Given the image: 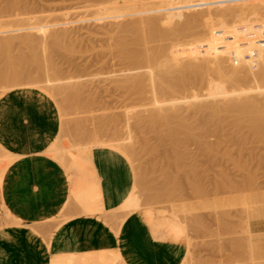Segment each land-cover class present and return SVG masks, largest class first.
<instances>
[{"label": "rangeland", "instance_id": "374dc122", "mask_svg": "<svg viewBox=\"0 0 264 264\" xmlns=\"http://www.w3.org/2000/svg\"><path fill=\"white\" fill-rule=\"evenodd\" d=\"M25 1L31 6H29V10L31 9L29 12L32 13L33 8V15L1 19L0 24L29 19L28 24L33 25V19H45L48 23L55 24L60 30L59 33L67 36L70 42L56 47L58 41L56 36H45L39 29L32 26L31 35L39 48L38 56L47 60V65L53 64L57 67L61 76L56 80H52L51 77L40 78L42 71L35 69L32 72L33 76L40 78L37 83L27 80L17 86H0V99L7 94L27 88L38 90L50 98V101L55 104L60 121L56 144L62 148L63 163L58 162L69 170L68 166L73 162L76 150L87 146L82 141L73 139L74 130L78 134L81 132L75 127V122L78 123L80 120L81 125L80 123L77 125L85 131L98 134L104 131L107 136L111 137L113 124L111 128L108 124L111 117L113 120L114 115H117L116 121L124 120L120 122L124 126L126 117L123 116V112L126 111L125 109L129 110L130 104L132 105L130 109L135 113H137L136 110L143 108L138 107L139 101L132 100L131 103L129 102L131 100L125 99V94L120 91L119 87L127 77L144 76L146 70L142 67L134 69L132 66V68L116 51L115 45L120 36L118 37L119 31L115 23L122 19L110 20L113 12L129 8L133 4L113 5L104 0ZM186 1L191 0H161L160 2L170 4L179 10ZM160 2L155 1V3ZM212 8V11L225 15L231 30L235 29L232 35L244 33L243 35H250L251 38V34L254 33L257 38L264 37L263 21L260 23L262 32L258 31L260 27L258 22L261 19L264 20L262 5L252 4L245 0H216ZM238 29L244 31L238 32ZM203 32L174 42L178 44L179 41H200V39L203 41H200L201 44L205 42L206 44H202L201 47L202 53L207 57L218 59L216 65L235 75L236 82L226 85L224 89L226 93L231 94L237 91L239 86L245 94H251L255 90L264 91V80H256L255 70L246 72L235 68L236 57L223 54L225 49L223 37L226 35H218V37L215 35V38L212 37L214 34L204 32L210 35V38L206 36L207 34L203 36ZM257 32L259 35L256 34ZM259 32L262 33L261 36ZM199 34L202 36L200 37ZM254 37L252 36L253 40H251L256 43L257 38ZM170 42L167 44H174ZM154 43L157 44V42ZM17 45L16 50L20 48L28 54L27 49L20 47L21 44ZM67 45L68 50L65 47ZM150 45L153 46L152 43ZM210 45L214 46L211 48ZM69 46L73 47L71 48L73 51L69 49ZM214 78L218 80L217 77ZM201 82L197 81L199 85L195 83L196 86L189 87L187 96L204 95L213 98L214 90ZM79 86L84 89L82 105L90 99L95 102L91 104L89 111L88 102V109L87 103L83 107L82 105L65 107V100L68 99L67 92L74 91ZM59 89L66 93H58ZM121 90H123L122 87ZM5 92L6 94L3 95ZM83 99L86 101L83 102ZM141 104L144 106L147 102L145 104L144 101ZM141 104L139 103V106ZM135 113L133 112L129 117L134 127L132 135L138 156L133 162L126 164L123 171L128 169L127 172L131 176L129 178L126 176V178L131 182V191L135 189L141 200L142 208L150 210L156 221L163 217L173 219L175 215L183 224L186 233L181 239L189 249L188 258L183 264H263L256 255V237L251 234L249 225L252 220L264 218V140H259L247 127L238 132L235 121L227 119L223 122V129L216 128L217 131L211 127L205 131L200 128L190 131L191 133L185 132L179 137L178 144L174 145L169 142L170 137L167 136L168 141L163 145L161 139L155 134L138 133L137 128L133 126L137 122ZM119 114H122L121 118L119 116L120 120ZM105 118H108L109 122L105 121ZM100 119L102 120L99 121ZM98 122L103 125L97 126ZM106 122H108L107 127L104 125ZM191 122L196 123V120L192 119ZM97 127L98 129L100 127V130ZM103 134L101 135L105 136ZM95 148L100 147L96 146L91 149ZM1 159L2 153H0ZM121 167L123 168L124 165ZM0 217V228L11 224L4 218L3 212L0 213ZM122 217L123 215H120V218L116 216L119 225ZM65 219L68 220L69 216L62 215L61 219L55 220V224L60 225ZM104 220L107 225L116 228L115 222L107 223L106 219ZM111 263L126 264L122 256L117 259L112 258Z\"/></svg>", "mask_w": 264, "mask_h": 264}, {"label": "bare ground", "instance_id": "6f19581e", "mask_svg": "<svg viewBox=\"0 0 264 264\" xmlns=\"http://www.w3.org/2000/svg\"><path fill=\"white\" fill-rule=\"evenodd\" d=\"M106 1L113 5L133 4L129 8L113 12L110 20L122 19V21L115 23L116 29L119 31H117L119 33L118 37L120 36L115 45L116 51L134 69L142 67L146 70L144 76L136 78L127 77L122 85H120L123 90L119 87L120 91L125 94V99L131 100L129 102L132 103V100L139 101L140 104L144 101L145 104L147 102L146 105L143 104L144 106L142 104L139 106L138 103V107H143L144 109L136 108L139 109V111L136 110L137 113L133 111L135 115L137 114V122L133 126L137 128L138 133L155 134L161 139V144L163 145L168 141V136L170 137L169 142H172L174 145L178 144L179 137L185 132L195 131V129L200 128H203L205 131V129L211 127L212 129L215 128V130L223 129V122L227 119H233L238 132L247 127L259 140H264V91L255 90L251 94H245L239 86L237 91L231 94L226 93L224 90L226 85L236 82L235 75L216 65L219 61L218 59H213L210 56L207 57V55L202 53V44L205 45L206 43L201 44L200 41L203 42L201 39L200 41L181 42L183 38L198 34L201 31L211 33V35L214 34L212 37H215V35L217 37L218 35H226L225 37L222 36L224 41L223 39L221 40L225 47L223 54L236 57L235 68L245 70L246 72L255 70L257 72L256 80L261 81L264 80V37L257 38L254 33L253 35L250 33L251 38L249 37L250 35H243L244 33L237 34L244 31H239L241 27H239L237 33L234 31L237 35H232V31L235 29L231 30L228 25L230 23L225 19V15L220 12L217 13L214 10L215 13L212 11L216 0L186 1L179 10L170 4L161 3V0H159L160 3H155L158 0H104V2ZM245 1L264 7V0ZM29 6L30 4L28 5L24 0H0V20L31 16L33 15V8L31 13L29 12L31 11V9L29 10ZM125 18L131 20L124 21L123 19ZM27 21L30 20L24 19L0 24V86H17L27 80H33L34 83H37L40 78L44 77H51L52 80H56L61 76V72L57 67L53 64L47 65V60L41 59L38 56L39 48L35 44L31 30L32 26H35L45 36H56L58 39L56 47L69 44L70 41H68L67 36L59 33L58 27L55 24L48 23L45 19H33V25L28 24ZM258 23L259 26L260 23L263 25L264 20L261 19ZM260 28L261 26L258 31H261ZM204 32L203 36L207 34H204ZM261 32H259L260 36ZM206 36L210 35L207 34ZM252 36H255V39L257 38L256 43L252 41ZM177 40L181 41L175 44L176 42L174 41ZM169 41L174 44H167ZM154 42H157V44ZM17 44H21L20 47L27 49L28 54H25L20 48H18L20 50H16ZM155 45L156 47H154ZM70 46L69 49L72 50L71 48L73 47L70 48ZM212 46L210 45L211 48ZM65 47L67 49L68 45ZM35 69L42 71L40 78L33 76L32 72ZM214 77H217L218 80H215ZM197 81L199 83L202 81L201 83L209 85L214 90L215 96L213 98H208L204 95L196 97L187 96L189 87L191 88ZM196 85L199 84L197 83ZM64 92V90L60 89L58 91L60 94ZM5 94L6 92L3 95ZM67 94L68 99L65 100V107L71 108L82 105V98L84 96L83 87L79 86L74 91H68ZM83 100V102L86 101L85 99ZM87 102L90 104L89 108L92 106L91 104H95L91 99ZM88 103L86 105L87 109ZM133 104L135 103L133 102ZM130 105L129 107L131 108L132 105ZM134 107L136 106L134 105ZM130 108L129 110L125 109L126 111L123 112V116L126 117L124 126H122L123 123H120L121 121L124 122V120H120L122 114L118 115V118L121 115L119 118L120 122L115 119L117 115H114V121L111 119V116V118L109 117L110 120L105 118V121H110V123L108 121L104 124L105 127L109 124L111 128V124H113L111 137L107 136L104 131H101V134L104 133L103 135L105 136L97 132L85 131L80 127V120L78 123L75 122V127L79 129V132L81 130V132L78 134L74 130V134L72 133L73 139L82 141L87 146L76 150L75 158L68 167L71 169L80 155L96 146L109 148L113 152L116 151L128 159L129 162H133L138 155H136L137 148L133 141L132 128L134 127H132L130 123L131 117H129L133 112L132 108ZM132 119L134 120V118ZM192 119L196 120V123L191 122ZM79 123L80 125H77ZM100 124L98 122L97 126ZM120 125L121 127L118 128ZM100 127L99 129L97 127V129L100 130ZM83 131L85 132L82 133ZM86 132L89 133L86 134ZM87 136L90 137L88 138ZM56 143L57 141L46 154L52 159L63 163L62 148ZM0 153H2V159L0 160L1 184L7 169L17 158L8 153L1 145ZM133 190L123 205L112 212L123 215L120 225L132 214H140L150 224L154 219V215L150 210L142 208L141 200L136 194L135 189ZM72 196H74L73 198L79 206L78 208L83 213L87 215H100L104 213V210L100 206L99 195L96 189L82 190L74 193V195L72 194ZM7 216L11 218L9 213H7ZM15 221L17 220L15 219ZM157 226L163 230L167 229L170 236H174L175 240H180L186 233L183 224L179 222L175 215L173 219L168 217L161 218L157 221ZM48 250L53 252L51 264H112V258L117 259L121 257L119 252H94L82 255L67 253L60 248L56 240H52Z\"/></svg>", "mask_w": 264, "mask_h": 264}, {"label": "crops", "instance_id": "0c3cea01", "mask_svg": "<svg viewBox=\"0 0 264 264\" xmlns=\"http://www.w3.org/2000/svg\"><path fill=\"white\" fill-rule=\"evenodd\" d=\"M59 122L55 104L38 90L20 89L0 99V145L17 158L0 184V213L11 223L0 228V264H51L52 240L67 253L119 252L127 264H183L187 244L158 227L155 219L148 224L132 214L117 223L116 215L122 214L112 211L132 192L131 175L123 171L130 163L123 155L91 149L69 170L48 157ZM87 189L97 190L104 213L87 215L78 208L72 194ZM62 215L69 219L55 224ZM249 230L264 264V218L252 220Z\"/></svg>", "mask_w": 264, "mask_h": 264}]
</instances>
